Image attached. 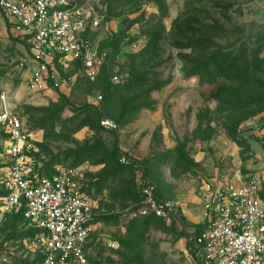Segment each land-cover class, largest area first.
<instances>
[{
    "label": "rangeland",
    "instance_id": "1",
    "mask_svg": "<svg viewBox=\"0 0 264 264\" xmlns=\"http://www.w3.org/2000/svg\"><path fill=\"white\" fill-rule=\"evenodd\" d=\"M86 2L94 66L57 63L43 80L0 15V96L32 133L35 168H76L95 199L89 264H192L206 186L255 177L264 200V0ZM6 145L0 124V264H40L32 227L2 213ZM141 174L173 221L135 214Z\"/></svg>",
    "mask_w": 264,
    "mask_h": 264
},
{
    "label": "built area",
    "instance_id": "2",
    "mask_svg": "<svg viewBox=\"0 0 264 264\" xmlns=\"http://www.w3.org/2000/svg\"><path fill=\"white\" fill-rule=\"evenodd\" d=\"M0 15L30 42L33 78L55 77L57 63L94 66L92 44L85 35L91 16L86 0H0ZM0 124L7 136L3 215L20 212L32 227L40 264H89L99 215L82 175L72 167L50 175L35 168L29 154L32 133L5 94L0 96ZM100 124L117 127L110 118H101ZM123 161L129 162L125 157ZM138 184L135 214L173 221L175 202L159 198L142 174ZM202 203L203 227L189 237L192 264H264V200L257 178L208 185Z\"/></svg>",
    "mask_w": 264,
    "mask_h": 264
},
{
    "label": "trees",
    "instance_id": "3",
    "mask_svg": "<svg viewBox=\"0 0 264 264\" xmlns=\"http://www.w3.org/2000/svg\"><path fill=\"white\" fill-rule=\"evenodd\" d=\"M252 35H260V34H258L257 32H253V34ZM6 135V134H5ZM52 174V173H51ZM47 175H50V174H47ZM85 185V184H84ZM86 187V186H85ZM88 191V190H87ZM156 194L158 195V197L159 198H162L160 195H159V193L156 191ZM15 214H18V215H20L21 216V213L20 212H17V213H15ZM150 216V215H149ZM152 216H154V215H152ZM22 217V216H21ZM157 217V216H156ZM160 218V217H159ZM97 219H99V216L97 217ZM202 227H203V225L201 224L200 226H198L193 232H187L186 234H185V236L187 235V236H190V235H192V234H196V233H198L201 229H202ZM33 232H34V230H33ZM192 244H191V242L190 241H188V244H187V246H188V249L191 251V249H192V246H191ZM40 260H41V255H40Z\"/></svg>",
    "mask_w": 264,
    "mask_h": 264
}]
</instances>
